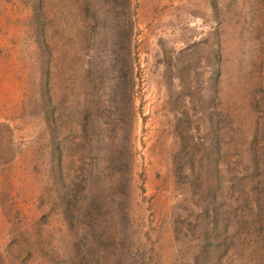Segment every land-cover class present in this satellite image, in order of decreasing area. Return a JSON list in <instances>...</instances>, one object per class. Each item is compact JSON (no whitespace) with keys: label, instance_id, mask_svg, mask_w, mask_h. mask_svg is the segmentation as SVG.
I'll return each instance as SVG.
<instances>
[{"label":"rangeland","instance_id":"rangeland-1","mask_svg":"<svg viewBox=\"0 0 264 264\" xmlns=\"http://www.w3.org/2000/svg\"><path fill=\"white\" fill-rule=\"evenodd\" d=\"M0 264H264V0H0Z\"/></svg>","mask_w":264,"mask_h":264}]
</instances>
